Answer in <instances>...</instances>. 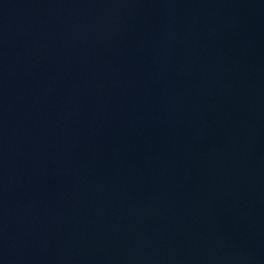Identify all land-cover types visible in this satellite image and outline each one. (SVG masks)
<instances>
[{"label":"water","instance_id":"obj_1","mask_svg":"<svg viewBox=\"0 0 264 264\" xmlns=\"http://www.w3.org/2000/svg\"><path fill=\"white\" fill-rule=\"evenodd\" d=\"M0 264H264V0H0Z\"/></svg>","mask_w":264,"mask_h":264}]
</instances>
